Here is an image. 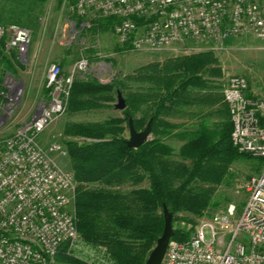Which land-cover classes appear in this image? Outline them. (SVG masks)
<instances>
[{
    "label": "built area",
    "instance_id": "2783aa9c",
    "mask_svg": "<svg viewBox=\"0 0 264 264\" xmlns=\"http://www.w3.org/2000/svg\"><path fill=\"white\" fill-rule=\"evenodd\" d=\"M70 10L90 21L118 18L114 36L132 51L162 52L186 42L222 43L253 35L264 40V0H66ZM33 30L18 23L0 25L3 52L15 67L28 61ZM91 68L77 61L65 73L52 63L47 96L32 107V118L16 123L26 96L25 84L0 71V264H57L68 254L87 264H112L81 237L75 212L73 172L58 162L69 157L64 134L52 142L40 135L67 111L72 87ZM103 68V67H102ZM240 153L264 161V97L245 76L233 75L223 90ZM264 163V162H263ZM240 215L235 204L202 219L187 241L171 239L162 264H264V167L250 178Z\"/></svg>",
    "mask_w": 264,
    "mask_h": 264
},
{
    "label": "trees",
    "instance_id": "16d2710c",
    "mask_svg": "<svg viewBox=\"0 0 264 264\" xmlns=\"http://www.w3.org/2000/svg\"><path fill=\"white\" fill-rule=\"evenodd\" d=\"M119 21L114 17L97 19L92 30L113 33ZM131 51L129 44L116 47L120 54ZM216 62L213 52L204 51L147 64L111 83L75 81L68 102L69 114L115 108L118 92L126 101L120 117L70 123L64 129L66 137L91 140L84 144L76 140L64 142L77 183L74 205L77 229L88 245L104 249L112 264L146 263L163 235L165 206L174 216L173 224L181 214L202 216L213 202L209 190L196 189L197 183H223L230 166L240 159L264 162L234 148L228 109L226 121L217 133L211 132L207 123L191 133L180 149V160L174 158V149L164 141L165 136L172 135L173 128H180L165 118L177 106L219 103L220 99L194 92L206 88V74H217ZM0 66L7 71L14 70L12 58L3 52V43ZM130 119L137 131L144 130L153 120L154 138L139 149L127 145L125 132ZM145 182L149 183L148 187L143 186ZM125 186L130 189H122ZM189 238V233L175 230L173 240ZM56 262L87 264L69 255L66 245L58 250Z\"/></svg>",
    "mask_w": 264,
    "mask_h": 264
},
{
    "label": "rangeland",
    "instance_id": "374dc122",
    "mask_svg": "<svg viewBox=\"0 0 264 264\" xmlns=\"http://www.w3.org/2000/svg\"><path fill=\"white\" fill-rule=\"evenodd\" d=\"M2 23H19L33 30V42L27 63L21 67L14 65L13 71L8 70L25 84L26 96L21 105V113L17 115L18 124L30 120L33 115L32 107L47 96L46 75L50 65L52 63L61 65L62 61L65 66L61 67L67 72L82 58L90 61L91 68L79 79L111 83L119 76L130 75L136 69L150 63H163L170 58L211 51L217 57L214 66L218 70L217 74L214 76L206 74L204 76L206 88L195 90V94L223 99L224 102L223 90L227 79L233 75H240L248 79L253 92L264 97V40L250 34L234 37L222 43L186 42L162 52L131 51L120 54L116 52L119 43L114 33L94 32L93 21L88 22L91 27H84L86 22L70 10V4L66 0H46L44 3L36 0H0V24ZM1 68L0 66V71ZM133 86L138 87V84ZM117 104L118 97L114 102L115 106ZM223 105L224 103L215 106L179 105L165 116L168 122L180 127L173 128L172 135L164 137V141L174 149L175 159L180 160V149L190 138L191 133L200 129L202 123H207L211 132H218L226 117H220L222 121L213 122L212 119L215 118L213 113L219 108L222 110ZM122 112L116 107L77 114H69L66 111L40 135L39 141L52 142L54 135L64 134L67 124L100 122L120 117ZM178 134L184 135L179 137ZM125 136L129 138V129ZM153 138L151 135V139ZM75 139L80 144L91 142L84 138ZM58 162L73 172L69 157H59ZM263 167L264 163L259 159H240L230 166L223 183L219 185L197 183L196 189L209 190L213 204L209 205L200 217L188 213L179 215V219L173 224L174 231L181 230L191 236L202 219L223 212L230 204L236 205L237 213L240 215L248 199L246 186L250 178L258 175ZM143 186L148 187L149 183L145 182ZM122 189L130 188L125 186ZM93 248L97 252L103 251L102 248Z\"/></svg>",
    "mask_w": 264,
    "mask_h": 264
},
{
    "label": "water",
    "instance_id": "95a60500",
    "mask_svg": "<svg viewBox=\"0 0 264 264\" xmlns=\"http://www.w3.org/2000/svg\"><path fill=\"white\" fill-rule=\"evenodd\" d=\"M115 107L120 111H124L126 109V101L120 92H118V104ZM152 124H153V120L151 119L144 130L137 131L133 120L130 119L129 138L127 139L128 147L133 149H139L147 142L151 141ZM173 219H174L173 214L165 206L164 207L165 227H164L163 235L157 240L156 245L152 249L145 264H162L168 245L171 239L175 235V231L173 228Z\"/></svg>",
    "mask_w": 264,
    "mask_h": 264
},
{
    "label": "crops",
    "instance_id": "0c3cea01",
    "mask_svg": "<svg viewBox=\"0 0 264 264\" xmlns=\"http://www.w3.org/2000/svg\"><path fill=\"white\" fill-rule=\"evenodd\" d=\"M2 24H9V23H2ZM0 24V25H2ZM0 48H1V43H0ZM61 65L62 66H65L64 65V62L61 61ZM71 68V67H70ZM70 68L68 69V71L70 70ZM64 71V70H63ZM67 71V72H68ZM65 72V71H64ZM65 72V73H67ZM224 103L223 102V99H221L218 103V105H222ZM222 110L219 108L218 111L214 112L213 115L215 116V118L212 119L213 122H219V121H222V119H220V117L224 118V117H227L228 116V107L227 105L224 103L223 107H221Z\"/></svg>",
    "mask_w": 264,
    "mask_h": 264
}]
</instances>
